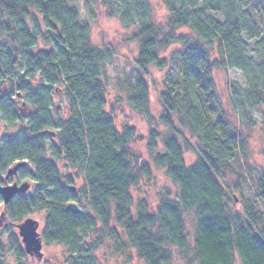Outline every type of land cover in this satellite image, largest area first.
<instances>
[{
	"label": "trees",
	"instance_id": "obj_1",
	"mask_svg": "<svg viewBox=\"0 0 264 264\" xmlns=\"http://www.w3.org/2000/svg\"><path fill=\"white\" fill-rule=\"evenodd\" d=\"M89 1L100 4L125 28L134 27L129 40L138 42L133 62L141 74L130 85L129 103L138 112L149 103L148 69H168L171 58L161 57V52L169 45L181 46L172 54L179 66L177 80H169L159 94L164 110L159 121L174 137L165 143L163 153L153 157L178 192L162 197L153 211L145 200L133 204L130 190L140 175L149 176V166L131 155L134 130L119 132L106 112L101 80L106 56L91 46L90 26L77 8L69 0H0V36L13 40L8 54L0 55V115L9 126L24 121L16 134L4 139L0 168L25 161L34 173H22L35 181L34 191L16 197L6 215L20 223L43 212L42 240L66 248L68 264H100L95 253L105 242L120 256L133 250L143 264H172V249L186 264H234L236 257L241 264H264L263 216L251 205L233 213L236 199L218 179L221 165L233 158L239 146L216 90L214 71H238L248 87L249 100L258 102L264 97V33L248 11L250 0H159L166 11L164 24L153 20L149 0ZM37 18L45 31H40ZM27 20L33 21L32 29ZM179 29H189L194 41L177 35ZM38 37L45 49L33 52ZM251 42L256 47L250 54ZM211 51L218 58L213 59ZM21 63L24 73L15 78L17 87L7 89L5 75L13 78ZM33 74L42 77V86L33 88L26 81ZM60 88L69 98L65 120L51 116V96ZM13 92L17 98L28 97L33 113L26 120L19 115L22 108L10 101ZM53 129L58 130V134L52 132L58 135L57 143H52V158L47 159V140ZM179 129L197 136L199 145L190 144ZM177 136L196 155L192 165L186 164ZM156 138L152 133L151 152ZM59 158L85 172L87 208L82 214L66 211V205L77 197L69 187L71 176L62 177L58 171L55 160ZM258 191L264 199V178ZM2 237L0 229V264H5V252L12 250L17 261H23L18 237L9 236L6 247Z\"/></svg>",
	"mask_w": 264,
	"mask_h": 264
},
{
	"label": "rangeland",
	"instance_id": "obj_2",
	"mask_svg": "<svg viewBox=\"0 0 264 264\" xmlns=\"http://www.w3.org/2000/svg\"><path fill=\"white\" fill-rule=\"evenodd\" d=\"M69 1L79 11L81 19L87 21L90 26L89 41L91 46L97 47L106 56L101 70V80L107 104L106 112L112 118L114 126L119 132H123L128 128L134 130V138L129 144L131 155L138 160L139 164H141L140 162H146L149 166V176L140 175L137 185L130 190L133 204L135 205L138 200H145L149 210L153 211L162 197L168 194L174 197L178 192L177 188L166 177L165 170L154 164L153 157L156 153H163L165 143L174 137L173 132L159 121V118L164 114L159 94L164 91L169 80H177L179 66L177 59H173L172 54L176 50H180L181 46L178 44L169 45L161 52V57L169 60L171 58L168 69L160 71L153 66L148 69L145 80L149 84V103L144 111L138 112L129 103L130 85L134 82L136 76L141 74L133 62L139 51L138 42L129 40L134 27L125 28L118 19L109 16V14L107 15V11L103 10L100 4L93 5L89 0ZM149 2L152 7L153 20L158 24H164L167 17L162 3L159 0H149ZM263 9V0H250L248 11L254 17V22L262 33H264V16L261 14ZM212 16L219 20L222 19L220 15ZM37 19L40 31H45V24L40 18ZM26 22L29 29L34 27L32 20H27ZM176 33L177 35L188 37L192 41L195 39L189 29H179ZM38 39V44L33 49V52L45 49L40 37ZM12 42V39L0 36V55L8 54ZM17 47L20 51L19 54L22 55L21 47L19 45ZM249 47V53H253L256 47L254 42H251ZM210 54L213 59L218 58L216 51H211ZM23 65L21 63L17 67L13 78L5 75L6 81L9 82L5 85L7 89L11 86L17 87L15 78L23 75ZM213 75L214 84L221 98L226 119L231 126V130L236 134L239 146L233 153V158L221 165V176L218 179L227 192L236 199L231 205L233 213H242L246 206L251 205L254 212L264 218V199H261L258 194L259 182L264 178V97L260 98L258 102L249 100L246 82L236 70L221 68L215 70ZM26 81L33 88H38L42 86L43 79L39 74H33L27 76ZM4 93L6 94L7 92ZM27 98L26 95L17 98L15 92L10 97V101L17 108H22L19 115L24 120L33 113V109L29 104L27 105ZM51 101V116L57 120H65L69 110V98L64 89L62 88L57 93H53ZM22 124H24V121H18L9 126L0 115V147L7 136H12L18 132ZM54 131L58 134L56 129L50 132ZM180 132L190 144L193 146L199 145L198 137L190 133L189 130H180ZM152 133L157 134L155 151L153 152L149 150ZM56 137L58 135L54 134L53 139L55 138L56 140ZM176 138L182 145L186 164L192 165L196 160V155L185 148L183 138L178 136ZM51 145L52 143L49 140L46 146L47 159L52 158ZM55 163L62 177L71 176L73 179V184L70 186L75 188L74 194L79 198L76 204L81 210H85L87 208V196H84L83 191L85 172L73 169L61 158L56 159ZM32 186L29 194L34 191V185ZM232 197L230 196V198ZM2 209L3 206L0 202V214ZM29 218L39 222L38 232L42 233L44 229V213H35L30 215ZM190 219L191 216H189L187 222L189 244L192 242V222ZM0 223L5 247L10 246L8 238L14 234V236L18 237L22 250H24L21 239L18 236V230L13 226L14 223L18 224L19 222L11 221L5 214L0 219ZM68 253V250L61 245L43 242L41 260L25 254L23 261L19 262L13 250L5 252L4 260L5 264H68ZM95 257L100 264H143L133 250L120 256L119 253L114 252L112 245L108 244V242H105L104 247L95 253ZM172 264H186V259L179 256L174 249H172ZM234 264H241L237 257Z\"/></svg>",
	"mask_w": 264,
	"mask_h": 264
},
{
	"label": "water",
	"instance_id": "obj_3",
	"mask_svg": "<svg viewBox=\"0 0 264 264\" xmlns=\"http://www.w3.org/2000/svg\"><path fill=\"white\" fill-rule=\"evenodd\" d=\"M50 134L54 136V133L50 132ZM24 166H25L24 162L18 163L13 169L8 171L7 176L16 173V171L19 168ZM24 186L20 188L0 187V196L2 198L5 207L10 203V201L13 199V197L16 194L24 193L26 191L27 188ZM65 208L66 211L72 214H82V210L74 203L67 204ZM1 217H3V213L1 214ZM16 228L18 230V235L21 239V243L23 244L24 247V253L30 257H35L37 260H41L43 256L42 254L43 243H42L41 235L38 233L39 222L32 218H27L21 223L17 224Z\"/></svg>",
	"mask_w": 264,
	"mask_h": 264
},
{
	"label": "flooded vegetation",
	"instance_id": "obj_4",
	"mask_svg": "<svg viewBox=\"0 0 264 264\" xmlns=\"http://www.w3.org/2000/svg\"><path fill=\"white\" fill-rule=\"evenodd\" d=\"M19 97H21L20 95H19ZM24 105V104H23ZM22 110V109H21ZM50 136V138L47 140V142H49V140H50V142L51 143H54V144H56L57 143V137H56V140H55V138L53 139V136L52 135H49ZM18 163H21V162H17V163H15V164H13V165H10V166H8V167H6L5 168V170L4 169H1L0 168V187H16V188H20V187H22V186H24V187H26L27 189H26V191L24 192V193H19V194H16L14 197H13V199L10 201V203L16 198V197H18V196H26V195H28L29 194V192H30V189H32V185H34V187H35V181H34V179L33 178H31L30 176H25L23 173L25 172V171H28V173L30 174V175H32L33 173H34V169H33V167H32V165H30L29 163H27V162H25L24 161V163H25V166L24 167H21V168H19L17 171H16V173H14V174H12V175H10V176H7V173H8V171H10L11 169H13ZM30 166V167H29ZM23 172V173H22ZM69 187H70V190H71V192L72 193H74L75 192V188H72V186H70L69 185ZM72 189H74V190H72ZM75 195V194H74ZM76 196V195H75ZM77 197V196H76ZM79 201V198L77 197V201H75V202H70V203H74L75 205H77L76 204V202H78ZM0 202L2 203V206H3V209H2V212H1V214L3 213V216H5V214H6V211H7V207L9 206V204L5 207L4 206V204H3V201H2V198H1V196H0ZM69 204V203H68ZM78 206V205H77ZM79 207V206H78ZM82 213H83V210H82ZM1 214H0V219L2 218L1 217ZM5 218V217H4ZM19 224V223H18ZM16 223H14L13 224V226H15V228H16ZM43 227H44V224H43ZM0 228H1V223H0ZM17 229V228H16ZM39 229V228H38ZM39 233V232H38ZM40 235H41V239H42V233H39ZM19 236V235H18ZM42 243H43V240H42ZM24 251V250H23Z\"/></svg>",
	"mask_w": 264,
	"mask_h": 264
}]
</instances>
